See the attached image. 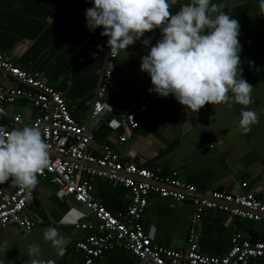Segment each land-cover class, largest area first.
<instances>
[{"label": "crops", "instance_id": "crops-1", "mask_svg": "<svg viewBox=\"0 0 264 264\" xmlns=\"http://www.w3.org/2000/svg\"><path fill=\"white\" fill-rule=\"evenodd\" d=\"M187 2L176 0L169 8L170 13H176ZM213 2L240 26L241 76L253 86V103L247 107L258 115V123L247 133L238 127L243 106L233 103L229 109L223 104L206 103L194 113L171 95L153 102L132 132L124 129L119 124L120 107L150 83V77L139 70L141 57L147 54L140 40L115 58L114 80L102 99L100 117L90 119L108 39L100 34L102 28L89 32L85 27L84 11L92 7L91 0H0V55L61 91L73 118L79 123H89L93 135L89 152L94 156H100L103 145L108 144L122 160L158 171L161 176L176 172L177 178L194 185L197 193L250 192L264 202V11L259 0ZM146 38L160 39L159 28L144 33L141 40ZM7 80V86L15 84ZM16 107L22 109V116L30 117L36 112L24 102H17L8 111L19 114ZM0 126L12 128L8 117L0 119ZM125 134L128 138L119 142V136ZM91 182L94 198L108 211L116 214L126 209L130 198L127 188L96 177ZM25 210L33 220V227L28 231L15 226L0 228V243L9 248L5 253L0 250V260L5 264H31L27 246L36 244L40 248L39 258L45 261L82 262V255L71 244L83 235L73 229V224L92 220L82 205L69 197L59 198L49 182L40 181ZM193 213L190 201L174 202L150 194L141 222L153 242L184 249ZM49 226L68 241L62 256L43 239V230ZM233 234L252 242L260 241L264 239V223L221 210H206L196 225L198 250L214 256L225 255ZM95 264L139 263L126 251L113 250ZM246 264L263 262L250 259Z\"/></svg>", "mask_w": 264, "mask_h": 264}, {"label": "built area", "instance_id": "built-area-1", "mask_svg": "<svg viewBox=\"0 0 264 264\" xmlns=\"http://www.w3.org/2000/svg\"><path fill=\"white\" fill-rule=\"evenodd\" d=\"M158 40L151 38L146 51ZM106 51L90 119L102 111V99L114 80L117 55H110L107 43ZM0 76L15 82L10 86L0 83V119L8 117L12 125V128H3L11 130L25 125L38 126L42 130V138L49 144L50 163L37 176V181L49 182L59 198L72 196L75 203L91 214V221L73 224L74 230L83 232L79 238L71 239L72 248L83 257L81 263L75 264H95L113 250L126 251L139 264H246L250 259H260L264 264V239L252 242L233 234L230 249L222 256L200 252L196 242V225L206 210H221L231 216L264 223V202L252 193L218 190L207 194L197 193L195 186L180 181L176 172L161 176L158 171L139 167L131 161L120 159L117 151L108 144L103 145L100 156H94L89 152L93 139L89 123H79L73 118L61 91L41 77L20 68L4 55H0ZM151 87L150 82L120 107L119 124L124 129L132 132L150 105L165 98L150 93L148 89ZM17 102L32 105L35 114L28 117L8 111ZM127 138L125 134L119 136L118 140L123 142ZM93 177L129 190V202L123 212L113 214L94 198ZM10 180L0 185V228L15 226L28 231L33 227V220L25 207L37 184L30 191H24L11 184ZM150 194L170 198L174 202L190 201L194 206L184 249L157 244L145 232L141 218Z\"/></svg>", "mask_w": 264, "mask_h": 264}, {"label": "clouds", "instance_id": "clouds-1", "mask_svg": "<svg viewBox=\"0 0 264 264\" xmlns=\"http://www.w3.org/2000/svg\"><path fill=\"white\" fill-rule=\"evenodd\" d=\"M87 2V0H86ZM85 9V27L89 32L102 28L111 56L140 40L144 33L159 28L161 38L141 57L139 70L150 77V93L171 95L186 110L196 113L206 103H233L243 106L238 127L250 131L258 123L257 113L247 106L253 103L252 88L241 76L238 41L239 23L220 10L213 0H188L172 14L176 0H91ZM264 11V0H259ZM229 93L231 95H229ZM50 163L49 144L38 126L25 125L6 130L0 126V185L6 181L24 191L37 184V176ZM43 239L62 256L68 241L55 227L43 230ZM9 249L0 243V250ZM31 264H54L40 259L36 244L27 246ZM0 264H5L0 260Z\"/></svg>", "mask_w": 264, "mask_h": 264}, {"label": "water", "instance_id": "water-1", "mask_svg": "<svg viewBox=\"0 0 264 264\" xmlns=\"http://www.w3.org/2000/svg\"><path fill=\"white\" fill-rule=\"evenodd\" d=\"M0 81L3 83L4 86H7L8 84V80L5 78L3 79V77L0 76ZM98 117H100V113H98L95 117L92 118V120H95L97 119ZM240 194H244V193H240ZM69 199L71 201H73V197L72 196H69ZM254 242V241H253Z\"/></svg>", "mask_w": 264, "mask_h": 264}, {"label": "rangeland", "instance_id": "rangeland-1", "mask_svg": "<svg viewBox=\"0 0 264 264\" xmlns=\"http://www.w3.org/2000/svg\"><path fill=\"white\" fill-rule=\"evenodd\" d=\"M15 109H16V111H19V114L24 115V113L20 107H16Z\"/></svg>", "mask_w": 264, "mask_h": 264}]
</instances>
